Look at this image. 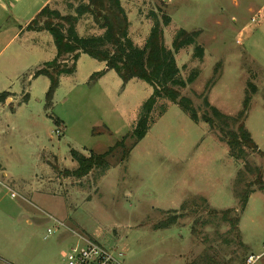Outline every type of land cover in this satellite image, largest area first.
Wrapping results in <instances>:
<instances>
[{"label":"rangeland","instance_id":"1","mask_svg":"<svg viewBox=\"0 0 264 264\" xmlns=\"http://www.w3.org/2000/svg\"><path fill=\"white\" fill-rule=\"evenodd\" d=\"M38 2L16 17L12 0H0V87L15 94L10 104L0 103V173L19 193L0 194V264H65L63 252L79 236L112 250L115 264H243L264 251V189L253 185L244 210L239 198L256 178L251 168L264 176V155L248 148L245 161L235 159L220 130L202 118L208 114L221 124L205 100L232 117L244 110L242 119L264 151V0H122L136 44L144 45L155 12L161 22L163 13L171 16L163 24L169 48L179 28L198 31L196 42L204 47L203 57L194 55L195 44L176 52L184 78L198 72L181 92L192 99L199 122L160 98L150 129L134 146L138 103L153 87L133 78L125 90L116 71V80L87 83L94 66L85 58L99 60L84 54L78 81H64L48 100L49 77L33 80V73L54 58L52 35L13 38ZM51 7L74 12L67 0H53ZM77 29L103 32L90 14ZM120 140L103 173L94 169L78 178L53 167H77L71 148L103 153ZM170 216L177 218L161 227Z\"/></svg>","mask_w":264,"mask_h":264},{"label":"trees","instance_id":"2","mask_svg":"<svg viewBox=\"0 0 264 264\" xmlns=\"http://www.w3.org/2000/svg\"><path fill=\"white\" fill-rule=\"evenodd\" d=\"M67 1L68 6L73 8L74 12L62 13L59 9L46 4L26 25V30L50 32L56 46V56L44 62L33 73V77L39 75L49 77L48 100H51L54 91L59 86L61 76L73 74L81 53H86L95 59L105 61L107 65L104 70L94 72L90 77L92 80L99 78L107 70L113 69L122 79L123 86L133 78H140L153 87V92L140 107L133 130L135 138L133 146L142 140L150 129L154 120L152 112L160 98H168L178 103L194 121L199 122L200 116L192 99L181 92V88L195 80L198 72L193 71L187 78H184L176 60V52L191 44H195V56H204V47L196 42L198 31L179 28L175 34L172 48H169L165 43L163 24L168 25L171 22V16L163 13L161 22L159 16L155 12H151L154 17L153 25L144 45L140 46L130 35L131 21L122 0ZM74 1H78L79 4L74 6ZM85 14H90L98 26L103 29L101 34L81 35L79 33L77 23ZM11 95L10 91L0 92V102H5ZM28 99L29 93H25L23 101H28ZM205 102L211 107L214 116L220 119L221 124L216 123L215 119L208 114H203L202 118L212 127H217L220 130L232 157L245 161L248 148L264 155V151L253 139L244 119H242L244 110L241 112V116L232 117L211 105L208 100ZM248 102L249 97L245 100L244 109L248 108ZM165 110L166 106L163 107L161 114ZM58 123L60 124L59 120ZM232 124L236 125V128H232ZM122 144H124V140L117 141L114 146L103 153L92 150L89 154H85L71 148L70 153L72 158L77 161V167L64 170H60L55 165L53 167L64 176L73 175L78 178L89 174L94 169H99L103 173L110 167L107 156L115 146ZM127 155L128 151L125 157ZM247 165L249 167V164ZM253 170L256 178L249 181L239 193L241 210L246 208L250 194L255 191L254 184H257L260 190L264 189L263 171L259 167L251 168V171ZM229 212L230 209H226L223 213L226 216ZM176 218V216H170V219L160 223L161 227H168ZM232 221L233 226L236 227L239 217H235Z\"/></svg>","mask_w":264,"mask_h":264},{"label":"built area","instance_id":"3","mask_svg":"<svg viewBox=\"0 0 264 264\" xmlns=\"http://www.w3.org/2000/svg\"><path fill=\"white\" fill-rule=\"evenodd\" d=\"M254 19V18H253ZM62 133L61 127L57 129ZM6 193L11 198H16L19 193L15 189L12 180H10L3 170L0 173V194ZM62 224V223H60ZM53 228H48V234H51ZM65 264H115L119 263L114 252L105 247L98 241L86 236H79L78 241L67 251L63 252ZM264 251L253 252L249 254L243 264H263Z\"/></svg>","mask_w":264,"mask_h":264},{"label":"crops","instance_id":"4","mask_svg":"<svg viewBox=\"0 0 264 264\" xmlns=\"http://www.w3.org/2000/svg\"><path fill=\"white\" fill-rule=\"evenodd\" d=\"M32 1H36V0H12V5H13V9L14 11L17 13L16 17H19L20 13H22L26 7L29 5V3H31ZM53 2V0H39V2L37 3V7L36 9H34V11L32 12V14L26 19V20H23L22 22V26L18 29L17 33L13 35V38L15 36H17L18 34H21L24 38L27 37V36H30V35H36V34H40L46 30H41V31H38V30H26V25L30 22V20L40 11V9L45 6L46 4H50ZM27 13V12H26ZM25 13V14H26ZM79 22V21H78ZM56 53L57 51L55 52V55L54 57L56 56ZM84 54L86 53H81L80 57L78 58V61H77V67H76V71L73 73V74H69V75H62L61 78H60V86L58 88V90L62 87V83L64 81H70L71 83L74 82V81H78L77 79V76H78V73L80 71V63L81 61L84 59ZM86 62H88V64L90 66H94L93 69H91L92 71H89L88 73H86L85 77H84V80L85 82H90L92 79L90 78L91 75L94 73V72H97V71H101V70H104L106 68V62L105 61H98V62H94L92 60H89L88 58H85ZM98 60V59H97ZM49 61V60H47ZM38 68V67H37ZM115 70L113 69H110V70H107L103 75H101L99 78H97V81L98 82H101V83H105L108 81L109 78H112L113 80H116V76L114 74ZM42 75H39L37 77H33V80H36L38 78H40ZM96 80V79H94ZM131 81V80H130ZM130 81H128V83L124 86V89L126 87H128V85L130 84ZM117 84L119 85L120 84V81L117 80ZM126 90V89H125ZM4 91H9V90H4ZM0 92H3V89L2 87H0ZM12 94L14 92L10 91ZM153 92V90L150 91L149 95H145L143 96L141 99H140V103H138L140 106H139V110H140V107L142 105V103L151 95V93ZM26 93H29V96H30V92H26ZM14 95H11L9 96L5 102H0V103H11L10 101H13V98H14ZM29 100V99H28ZM158 103V102H157ZM167 103V102H166ZM13 109H15L14 105H11ZM166 111V110H165ZM135 114V113H134ZM164 113H162L161 115H163ZM138 115V113H137ZM160 115V116H161ZM136 116V115H135ZM134 116V117H135ZM137 117V116H136ZM137 119L135 118L134 119V122L136 121ZM60 121V120H59ZM61 124H63L62 121H60ZM62 128V127H61ZM42 264V263H40ZM45 264V263H44Z\"/></svg>","mask_w":264,"mask_h":264}]
</instances>
